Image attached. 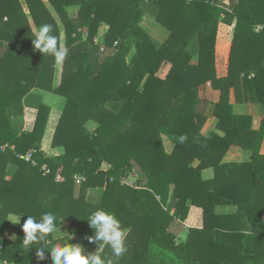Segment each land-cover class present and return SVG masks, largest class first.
I'll return each mask as SVG.
<instances>
[{"label": "trees", "instance_id": "trees-1", "mask_svg": "<svg viewBox=\"0 0 264 264\" xmlns=\"http://www.w3.org/2000/svg\"><path fill=\"white\" fill-rule=\"evenodd\" d=\"M24 1L29 14L21 0H0V259L51 264L47 248L45 260L37 259L43 241L32 249L21 243L28 215L45 212L80 237L52 234L49 247L66 239L97 252L86 238L94 236L87 217L103 207L127 232L123 256L109 247L101 252L113 264H264V118L254 128L253 116L235 113L230 102L231 88L241 100L245 75L264 103V0H236L232 10L220 0H150L169 31L162 42L143 26L146 0H47L65 28L59 62L34 48L31 33L32 23L50 24L61 45L58 21L45 0ZM235 19L232 39L218 46L219 26ZM103 25L101 49L95 38ZM225 47L228 72L218 77L216 55ZM208 82L219 91L217 122L204 134L199 91ZM35 88L66 99L51 143L63 148L59 155L42 145L51 106L25 105ZM15 116L34 118L33 128L13 125ZM232 146L252 150L251 160L225 161ZM11 163L16 169L8 176ZM76 176L84 180L77 184ZM91 187L101 190L98 201L88 199ZM192 205L203 209V227L178 239L170 225L186 221ZM217 205L237 210L216 214ZM10 213L22 215L20 225L7 220ZM7 227L16 228V240L3 237Z\"/></svg>", "mask_w": 264, "mask_h": 264}, {"label": "crops", "instance_id": "crops-1", "mask_svg": "<svg viewBox=\"0 0 264 264\" xmlns=\"http://www.w3.org/2000/svg\"><path fill=\"white\" fill-rule=\"evenodd\" d=\"M21 1H22L23 5H24L25 11L29 14V11H28V8H27V6L25 4V1L24 0H21ZM45 3L47 4L48 8L53 13V15L56 18V20L58 21L59 28H60V40L62 41V43H65L66 36H65L64 25L61 23L58 15L52 9V7L50 6V4L48 3L47 0H45ZM143 5H144V3H143ZM144 8H145L146 12H145V15L143 17V26H146V27L155 26V22H158V21L156 20L155 13H154V7L151 4L150 0H146L145 1ZM77 9H78V6H73V7L70 8V11L71 12H76ZM29 18H30V16H29ZM30 21L32 22L31 18H30ZM32 27H33L34 30H38L39 29V27L35 26L33 23H32ZM85 28L87 29V27H84L82 29V31L85 30ZM107 29H108V25H103L101 27V29L99 31V34L97 36H99L100 33H102L103 36H104V34L107 31ZM87 33H88V29H87ZM96 39H97V37L95 38V40ZM219 42L220 41H218V46L221 45V44H219ZM227 52H228L227 51V47H225L223 50L217 52V55H216V61H217L216 67H217V75H218V77H222V76L227 75V72H228L227 64H228V55H229ZM196 59L197 58H195L194 60H196ZM219 60H221V63H222V61H225L226 63L224 65H221V63H220V65H219L218 64ZM253 74H254L253 72H250V75L253 76ZM247 78H249V77H246L245 75H241V84H240L241 88H240V93H239V97L241 98V100H237L236 95H235V89L231 88V91H230V102L234 105L235 113L253 116V121H252L253 127L254 128H258L260 126V123H261L262 119L264 118V103L258 102L257 96H256V92H255V90H254V88H253V86L251 84V81H250V79H247ZM204 90H205L206 93L203 95L202 91H204ZM199 93H200V97L202 98L203 104H205V107H206V109L204 108L203 110L205 111V113L208 116L207 120L209 121V120L212 119V124H210V125H212V127L209 129L208 128L209 126H204V127H207V129L204 128V127L202 129V132L204 134H209L211 131L216 130L213 126H214V124H216L215 121L217 122V118L212 114V112H213V108L215 106V102L217 100V95H218L219 91L215 90L212 87L211 83L208 82V83H206V84H204V85H202L200 87ZM249 95L252 97V99H251V97ZM38 97L41 98V101H39ZM53 97H57L59 99L62 98V96L57 95V94H55L53 92L44 91V90L35 88L25 98V105L38 106L41 102H43V103H46V104H48V105H50L52 107L51 113H50V116H49V120H48V123H47V127H46V133L44 135L45 138H44V141H43V150H45V152L47 154L59 155V154L63 153L64 150H63L62 147H53L51 145V143H52V136L51 135H53L51 133L55 130L56 126H54V123L56 124L58 122V119H59V116L61 114L62 108L60 107L61 108V110H60L58 108V105H55V103L52 104L53 103V99H55ZM50 101H52V103ZM56 103L59 104V102H56ZM56 111H58L59 114H58V116H55V118H54V114H56L54 112H56ZM16 119H19L22 122H25V124H27V125H28V123H30L29 126L30 125L31 126H30L29 130H31L33 128V126H34V122H35L34 118L27 119V117L25 118V117H22V116H15L12 119L13 125H16V122H15ZM24 130H28V129H24ZM260 153L264 154V142H263V144L261 146ZM251 155H252V150L244 149L241 146H232L229 149L227 155L225 156V161H227V162H230V161H241L242 159L251 160ZM15 169H16V166L11 163L9 165V168H8V176H10L15 171ZM207 172H208L209 176H211L212 171H207ZM96 190L100 191V189L95 188V191ZM94 197L98 198V199H95L96 201H98L100 199V194L98 193V196H96L94 194ZM236 210H237V207L236 206H232V205H217L215 207V213L216 214H228V213L235 212ZM19 216H21V214L10 213L8 215V217H7V220L10 223H12L11 219H13L14 217L18 218ZM22 219H23V217L21 216L20 217V223L19 224H15V225H20L21 222H22ZM181 223L184 226L181 227L182 228L181 231H180L181 235L178 237V239L186 238L188 236V234H189V230H188L189 228L201 229L203 227V209L201 207H199V206L192 205L191 208H190L187 220L185 222L183 221ZM68 225H69V222L62 219L61 222L59 223V225L57 226L56 231L53 233V237L57 239V238H62V237H65V236L68 235L74 241H76V242L80 241V237H78L76 235H69ZM172 232L173 233H175V232L178 233L177 230H174ZM221 232L223 233L222 236L228 237L229 233L223 232V231H221ZM13 233L17 236L16 228L7 227L4 230V232H3V237L5 239L12 240L9 237ZM248 233L245 232L244 234H248ZM216 236L219 237V238H223L222 236L217 235V234H216ZM3 263L7 264V262H5V261Z\"/></svg>", "mask_w": 264, "mask_h": 264}, {"label": "clouds", "instance_id": "clouds-1", "mask_svg": "<svg viewBox=\"0 0 264 264\" xmlns=\"http://www.w3.org/2000/svg\"><path fill=\"white\" fill-rule=\"evenodd\" d=\"M31 33L35 49L54 56L58 62L65 58L66 49L59 44L58 38L51 34L52 25L43 24L38 30L31 27ZM21 216L11 219L12 223L19 224ZM87 220L89 227L94 230V236L86 238L89 243L97 244L98 250L95 253H89L79 244H69L66 239L49 247L47 240L57 229V217L51 212L41 213L39 217L28 215L22 224L24 237L21 243L24 248L32 249L35 244L43 241V246L36 247L37 259L40 262L45 260L47 248L52 258L51 264H113L112 259L105 260L101 255L105 247H109L116 258L127 252V232L114 213L97 207L88 215ZM9 238L16 240L17 236L13 233Z\"/></svg>", "mask_w": 264, "mask_h": 264}, {"label": "rangeland", "instance_id": "rangeland-1", "mask_svg": "<svg viewBox=\"0 0 264 264\" xmlns=\"http://www.w3.org/2000/svg\"><path fill=\"white\" fill-rule=\"evenodd\" d=\"M235 2H236V0H220L221 5L225 6V8L228 9V10H232L233 9ZM223 18H224V14H223ZM235 25H236V19L233 21L232 24H226V23L224 24L223 23V24H221L219 26V30H218V34H217V41H220L219 44H221L222 42H225V41H228V40L232 39V37L234 35V31H235ZM260 27H257L256 30H259ZM147 28L149 29V31L151 32V34L155 36V38L158 41H163L168 36V33H169V31L166 28H164L161 24H159L158 22H155V26H152V27L149 26ZM82 32L84 34V38L87 37V35H88L87 29L85 28V30H83ZM103 38H104L103 37V34L100 33V35L97 36V39H96V42L101 46V49L104 48ZM197 42H198V37L196 36L191 41L192 44H191V49H190L191 52H192V54L194 56L197 54V50H198V43ZM61 45L66 49L65 43H62V41H61ZM227 53H229V52H227ZM218 62H219L218 64L220 65L221 60H219ZM216 63H217V61H216ZM225 63H226L225 61H222L221 65H224ZM205 93H206L205 90L202 91V94L203 95ZM53 98H55V99H53V103H52V101H50V102L52 104L55 103V105H58V108L61 110V108H63V106L65 104L66 99L64 97H62L60 99L57 98V97H53ZM38 99H39V101H41V98L38 97ZM251 99H252V97H251ZM56 102H59V104H57ZM115 105L116 104H110V107L113 108V109H115L116 108ZM203 108L206 109L205 104H203ZM51 109H52V107H51ZM54 113H56V114H54V118H55V116H58L59 112L56 111ZM27 119H29V118H27ZM15 122H16V125L19 128H21V129H28V130L30 129V126H31V125L29 126L30 123H28V125H27V124H25V122H22L19 119H16ZM215 123H216V121H215ZM56 124L54 123V126H56ZM210 124H212V119L209 120V121L207 120L206 123H205V126H209L208 128L210 129L212 127V125H210ZM97 126H98V124L94 123L93 121L89 124L90 130H95L97 128ZM215 126H216V124H214L213 127L215 128ZM204 128L207 129V127H204ZM53 132L51 134H53ZM45 133H46V130H45ZM51 136L53 137V135H51ZM44 138H45V136H43V141H44ZM165 142H167V148L168 149H171L172 144L171 143H168V140L167 139L165 140ZM42 145H43V143H42ZM132 180H134V179H132ZM100 191L99 190H96L95 191V188H93V187L89 188V190H88V199H90L91 201H96L95 199H98V198L94 197V194L96 196H98V193L100 194ZM181 222H183V221L181 219H178V217H177L172 222V224L170 225V230L171 231H174V230H177L178 231V233L177 232L174 233L177 236V238L181 235L180 234V231L182 229L181 227L184 226Z\"/></svg>", "mask_w": 264, "mask_h": 264}, {"label": "built area", "instance_id": "built-area-1", "mask_svg": "<svg viewBox=\"0 0 264 264\" xmlns=\"http://www.w3.org/2000/svg\"><path fill=\"white\" fill-rule=\"evenodd\" d=\"M250 77H252V75H250ZM30 156H31V154H28V155H27L28 158H29ZM44 168H45V166H44ZM60 179H61V178H60ZM75 180H76V183H77V184H80V183L84 180V177H82V176H76Z\"/></svg>", "mask_w": 264, "mask_h": 264}, {"label": "water", "instance_id": "water-1", "mask_svg": "<svg viewBox=\"0 0 264 264\" xmlns=\"http://www.w3.org/2000/svg\"><path fill=\"white\" fill-rule=\"evenodd\" d=\"M220 19H223V15H221V16H220ZM131 179H134V180H136V178H135V177H132ZM0 264H4V263H3V261H2L1 259H0Z\"/></svg>", "mask_w": 264, "mask_h": 264}]
</instances>
